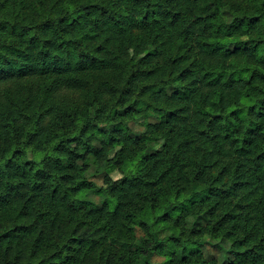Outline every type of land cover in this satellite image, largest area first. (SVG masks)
<instances>
[{
	"label": "trees",
	"instance_id": "obj_1",
	"mask_svg": "<svg viewBox=\"0 0 264 264\" xmlns=\"http://www.w3.org/2000/svg\"><path fill=\"white\" fill-rule=\"evenodd\" d=\"M155 254L264 264V0H0V264Z\"/></svg>",
	"mask_w": 264,
	"mask_h": 264
},
{
	"label": "rangeland",
	"instance_id": "obj_2",
	"mask_svg": "<svg viewBox=\"0 0 264 264\" xmlns=\"http://www.w3.org/2000/svg\"><path fill=\"white\" fill-rule=\"evenodd\" d=\"M143 117H140L137 119V121H131V125L135 130H143L144 126L142 124L143 122ZM163 144V140L160 143L159 147H161V145ZM114 152H112L113 154ZM95 168L90 169L89 174H91L92 172H94ZM101 171V172H100ZM107 172V169L105 170H99L97 172H95L94 174H92L93 179L97 182L98 185H103L104 184V179H103V175ZM110 175L114 178V179H118L121 178L123 176V173H121L118 169H114L110 171ZM87 198L91 201H93L96 204H100L103 200H104V196L102 194H100L99 192H94V191H90L88 193L85 194H81L78 195V198ZM210 252H215L217 251L216 249L209 247ZM212 250V251H211ZM161 261H163V256L159 255V254H155L153 257V263L154 264H160Z\"/></svg>",
	"mask_w": 264,
	"mask_h": 264
}]
</instances>
